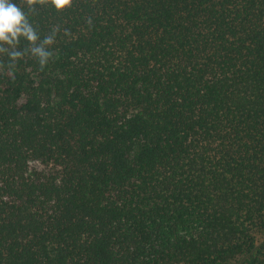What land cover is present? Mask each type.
Masks as SVG:
<instances>
[{
    "label": "trees",
    "instance_id": "16d2710c",
    "mask_svg": "<svg viewBox=\"0 0 264 264\" xmlns=\"http://www.w3.org/2000/svg\"><path fill=\"white\" fill-rule=\"evenodd\" d=\"M15 2L0 264H264V0Z\"/></svg>",
    "mask_w": 264,
    "mask_h": 264
},
{
    "label": "clouds",
    "instance_id": "9594fccd",
    "mask_svg": "<svg viewBox=\"0 0 264 264\" xmlns=\"http://www.w3.org/2000/svg\"><path fill=\"white\" fill-rule=\"evenodd\" d=\"M35 0H27L29 7ZM51 4L56 9H61L70 4V0H51ZM54 35L44 37L38 46L30 49L31 53L38 57V64L41 68L47 64L52 56L50 51L45 50V45H50L54 41ZM18 37L25 38L30 44L38 39V34L29 22L28 13H26L15 0H0V45H16L19 43ZM28 49H25L27 52ZM8 52L7 48L0 46V53ZM11 61H15L24 55V52L11 51L8 53Z\"/></svg>",
    "mask_w": 264,
    "mask_h": 264
},
{
    "label": "rangeland",
    "instance_id": "374dc122",
    "mask_svg": "<svg viewBox=\"0 0 264 264\" xmlns=\"http://www.w3.org/2000/svg\"><path fill=\"white\" fill-rule=\"evenodd\" d=\"M31 166H32V168H35V169H40L41 168V166L37 165V164H35V165L31 164Z\"/></svg>",
    "mask_w": 264,
    "mask_h": 264
}]
</instances>
